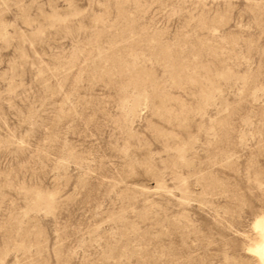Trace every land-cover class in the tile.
Here are the masks:
<instances>
[{
  "label": "rangeland",
  "instance_id": "1",
  "mask_svg": "<svg viewBox=\"0 0 264 264\" xmlns=\"http://www.w3.org/2000/svg\"><path fill=\"white\" fill-rule=\"evenodd\" d=\"M264 0H0V264H258Z\"/></svg>",
  "mask_w": 264,
  "mask_h": 264
},
{
  "label": "bare ground",
  "instance_id": "2",
  "mask_svg": "<svg viewBox=\"0 0 264 264\" xmlns=\"http://www.w3.org/2000/svg\"><path fill=\"white\" fill-rule=\"evenodd\" d=\"M252 229L257 234V240L248 248L247 252L256 258L258 264H264V213L254 219Z\"/></svg>",
  "mask_w": 264,
  "mask_h": 264
}]
</instances>
